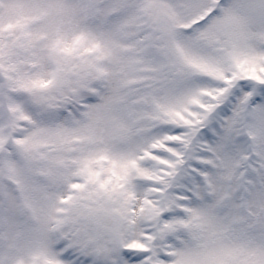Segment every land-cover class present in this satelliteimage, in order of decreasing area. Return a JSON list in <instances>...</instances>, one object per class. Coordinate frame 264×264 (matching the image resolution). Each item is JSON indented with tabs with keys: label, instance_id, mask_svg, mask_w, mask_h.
<instances>
[{
	"label": "rangeland",
	"instance_id": "obj_1",
	"mask_svg": "<svg viewBox=\"0 0 264 264\" xmlns=\"http://www.w3.org/2000/svg\"><path fill=\"white\" fill-rule=\"evenodd\" d=\"M0 264H264V0H0Z\"/></svg>",
	"mask_w": 264,
	"mask_h": 264
},
{
	"label": "water",
	"instance_id": "obj_2",
	"mask_svg": "<svg viewBox=\"0 0 264 264\" xmlns=\"http://www.w3.org/2000/svg\"><path fill=\"white\" fill-rule=\"evenodd\" d=\"M157 28L163 35H168L173 31L174 27L169 18L166 16H160L157 20ZM96 220L98 226L112 233H116L121 224V220L118 215L107 212H99L96 216Z\"/></svg>",
	"mask_w": 264,
	"mask_h": 264
}]
</instances>
